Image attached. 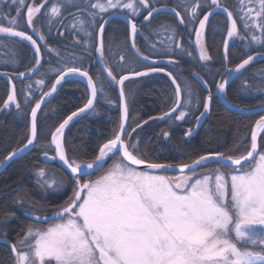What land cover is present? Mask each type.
Here are the masks:
<instances>
[{
	"label": "snow or ice",
	"instance_id": "snow-or-ice-1",
	"mask_svg": "<svg viewBox=\"0 0 264 264\" xmlns=\"http://www.w3.org/2000/svg\"><path fill=\"white\" fill-rule=\"evenodd\" d=\"M48 3L49 0H40L39 3L36 0L31 3L28 0H0V35L5 37L0 40V46L8 48L10 53L4 63H17V48L21 41H27L34 49V65L27 71L19 72L17 79L23 80L41 65L40 44L45 41V35L36 24L39 14L46 17L50 30L54 22L62 23L63 9L66 5H73L75 0L52 3L51 7H48ZM84 3L85 8L80 12L86 15H73L70 27L84 38L83 41L77 40V44L82 43L84 51H91V47H94L104 64L103 71L107 73V78L120 86L119 127L112 138L99 146L95 158L90 162L78 163L68 159L62 142L64 129L74 117L93 108L98 92L102 94L104 88L103 83L98 88L82 65L77 66L75 56L65 59L50 91L43 93L31 108V127L26 143L18 151L10 152L5 160L11 161L30 146L35 147L34 142L38 137L37 114L44 97L51 96L57 86L69 77L85 79L90 95L84 107L73 111L51 133L55 156L49 157L48 147L43 148L46 159L58 158L70 171L69 179L74 181L72 195L54 214L57 222L50 223L46 228L29 226L18 242L10 244L13 264H264V150L258 151V148L264 149V114L251 128L250 147L244 155L226 156L223 152L215 151L180 165L146 160L139 154L138 142L132 139L136 128L143 125L138 124L131 132L127 130L129 110L123 87L125 81L130 77L162 72L175 86V106L163 116L150 119H172V114L178 112L174 119L184 120L198 100H194L192 87H182L171 69L153 66L157 64L156 60H151L144 71L133 70L126 75L121 69L119 78L114 74L116 70L107 64L102 41L107 21L98 24L97 17L110 10H119L130 26L129 38L136 56L150 61V55L143 53L135 43L138 28L132 18L147 10L143 18L148 21L154 13L159 12L152 0H84ZM237 5L233 12L221 0H210V3L209 0H179L169 11L175 13L179 24L185 28H190L198 20V27L190 30L195 32L201 61L210 59L202 44L210 18L216 11L226 13L228 28L223 45L224 60L227 62L233 38L247 40V48L253 44L264 48V0H237ZM5 6L14 9L16 15L10 17V13H5ZM25 8L26 14L23 11ZM177 8H183V12ZM202 13L203 18H199ZM5 20L8 22L6 26ZM25 22L27 29L39 36V41L24 30ZM238 24L243 25L242 31L238 29ZM97 28L100 43L90 45V38ZM162 32L168 33L169 43L161 40L163 47L159 49L152 43L153 52L176 55L178 49L179 54L183 55L186 50L175 40L177 28L162 25L155 34ZM47 51L51 53L55 50L48 48ZM55 54L60 55L59 52ZM187 54L191 55L190 52ZM120 59L123 61L124 57ZM253 60L254 57L248 54L235 66L234 71L241 73ZM167 63L175 66L178 60L170 58ZM197 78L206 89L209 88L206 80L199 76ZM8 83L11 87L3 107L15 105L19 109L15 84L12 79ZM44 83L42 74L35 84L39 87ZM226 83L227 80L216 84L225 98ZM26 88L31 89L32 85L29 83ZM29 100L26 95L25 102ZM211 101L209 91L203 101V112L196 117L197 122L210 111ZM260 111L264 113V104ZM185 135L190 136L191 130ZM164 137L167 139L169 132H164ZM177 168L179 175L167 174L176 172ZM222 168L229 169V173L226 175ZM97 172L103 174L94 180L84 179ZM37 177L45 191H60L65 186L62 178L50 176L43 169L37 172ZM34 223H42L41 217L36 216Z\"/></svg>",
	"mask_w": 264,
	"mask_h": 264
},
{
	"label": "trees",
	"instance_id": "trees-1",
	"mask_svg": "<svg viewBox=\"0 0 264 264\" xmlns=\"http://www.w3.org/2000/svg\"><path fill=\"white\" fill-rule=\"evenodd\" d=\"M224 2L226 3L223 5L235 12L233 0ZM80 7H85L83 2ZM166 15L167 13L162 11L154 13L153 18L162 17L165 19ZM171 18L170 25L176 27L179 33H182L179 30V22L176 21L175 13ZM234 18L238 19L237 17ZM164 24L163 20L158 21L156 19L155 23L152 24L153 30H159ZM192 26H194V22L190 25V27ZM215 26L226 30L228 27L226 17L216 13L206 27L204 46L212 61L207 68H214L221 73L225 68L235 67L247 58L248 54L254 56L256 52L261 53L256 55L257 57L226 86V98L224 96L229 104L238 109L253 111L261 108L264 104V59L261 57V55H264V48H247V41H243L239 45H230L228 61L225 62L223 50L225 36L224 33L215 32ZM126 36L127 33H125ZM127 41L126 37L123 74L139 70L136 66V60L127 47ZM182 44L186 45L184 41H182ZM187 48L192 55V58H190L191 65L184 67V72L178 71L174 75L182 87L191 86L194 91L198 103L190 111L189 117L192 120L194 119L195 122L196 117L203 112V101L208 93L193 78L192 73L195 72L206 80L211 92L214 91L217 76L208 78L204 75V69H195L196 63L192 61L194 60V54L191 52L190 47L187 46ZM3 50L4 47L0 46V71L10 73L5 70ZM94 69L90 76L95 81L103 82L105 77L101 75L99 68L95 66ZM53 82L51 80L41 90V95L48 92ZM105 86L113 96L110 97L115 98V88L113 89L110 83H106ZM173 90L172 85L164 76L139 78L125 83V95L129 101V126L134 125L133 120L136 117L143 120L144 118H141L140 115H143L145 119L160 116L168 108L172 100ZM8 91L9 85L0 77V163L10 152L19 150L26 143L29 135V114L31 108L40 98V94L30 92L32 95L29 96L30 100L26 103L19 94V109L16 106L4 108L3 101L7 98ZM86 101L87 90L81 81L64 82L58 93L45 104L37 116L38 143L35 144L34 150L12 161L0 173V240L5 241L0 242V264H13L11 247L8 244L18 242L29 226L39 225L30 221L25 214L30 213L31 215L40 216L38 213L57 211L72 195L70 176L58 166L54 168L55 172L64 180L65 185L58 193L40 190V184L33 176L35 171L42 169L41 160L44 152L41 149L46 147L50 134L73 111L84 107ZM260 115V113L245 115L230 111L215 96H212L210 111L205 119L206 122L196 132L193 130L194 124H190L189 130L194 131L190 137H186V132L180 131L177 134L175 130V136L170 137L163 144L161 140L154 138V136L149 138V135H146L145 130H143L139 140V154L146 160L173 165L191 163L199 155L215 151L223 152L226 156L244 155L250 147L251 128ZM84 121L85 118H81L73 123L66 130L63 137L68 159L75 160L78 163L93 160L99 146L104 142L95 134L93 127L89 128L87 124H84ZM86 129H89V131ZM259 142L260 137L258 136V144ZM260 150L264 149L259 148ZM221 170L230 171L225 168ZM17 246L20 247L19 244Z\"/></svg>",
	"mask_w": 264,
	"mask_h": 264
},
{
	"label": "flooded vegetation",
	"instance_id": "flooded-vegetation-1",
	"mask_svg": "<svg viewBox=\"0 0 264 264\" xmlns=\"http://www.w3.org/2000/svg\"><path fill=\"white\" fill-rule=\"evenodd\" d=\"M56 1L57 0H49L48 7H51V4L56 3ZM224 1H227V0H221V3L225 4L226 2H224ZM28 2L31 3L32 0H28ZM36 2L39 3L40 0H36ZM81 2H83V4L85 5L84 0ZM178 2H179V0H152V3L155 5L156 8L162 7V8L171 9L173 6H176L178 4ZM79 8H82V7H79ZM84 8H82V9H84ZM88 10L92 11V9H88ZM177 10L183 12V8H177ZM23 11L26 14L27 9L25 8V9H23ZM43 11L44 10H42V12ZM4 12L10 13V17L16 15L15 10L14 9L10 10L8 7H5ZM76 12L75 11L73 12L71 10L64 11L63 16L61 17L62 23L61 22H54L53 25L51 26L50 30H49V26L46 22V17L42 14H39L38 19L36 20V24L40 28L41 33L45 35V41L42 44H40V47L42 49L41 67H40L39 72L34 77H32L28 80H22V81L14 82L15 89H16L17 97H19V94H20L21 99L25 100L26 95L28 97L29 96L31 97V95H32V94H30V90L32 91V89L26 88V85H28L30 83L32 85V88H34L32 92H36L39 95V93H41V90L45 86H47L49 84V82H51V80L55 81V76L58 74V70L64 65V60L72 58L73 56H75L77 58L76 59L77 66L82 65V67L89 72V75L94 72L93 70H95L94 68L96 66L97 68H99L98 70L100 71V73H102L101 75H103L105 78H104L103 82H100L97 80L96 81L94 80V82L97 83L98 88L100 87L101 83H103L104 92L102 94L98 92V95H97V98L95 100V104H94L93 108L90 110V112L88 114H86L85 116H83L81 118H85L84 124H87L89 126V128L93 127L92 129L95 130V134L100 137L99 139L102 142L104 141L103 143H105L108 139H110L114 136L116 130L119 127V122H120V110H119V92H120V89L119 88H120V86L115 84V83H112L107 78V73H104L100 69V59H99V56L97 57V53L95 52L94 47H91V51H84L83 50V44L82 43L77 44V40L83 41L84 38L82 36H80L78 33H76L70 27V25L72 23V18H73L72 15H81V14L86 15V13H81L80 10L76 11ZM165 12L167 13V15L165 16V19H163L162 17H156V19L158 21L163 20L165 23L164 25L171 26L170 25V23L172 21L171 16L173 15V13L171 11H168V10ZM146 14H147V10H143L140 15L132 18L133 22L137 24V28H138V32L135 36V43H136L137 47L139 49H141V51L143 53L150 55V58H151L150 61L151 60L157 61V64L153 65V66H161V67H164L165 69H171L173 71V74H175V75H176L175 72H178V71L184 72V67L191 65L190 58H192V55L187 54V53H189L187 46L190 47L192 49L191 52L194 54V60H192V61L196 63L195 69H204V72H205L204 75L207 76L208 78H214L215 76H217L215 83H214L215 85H214V91L213 92H211L210 87L206 89L204 87V85H202V84L201 85L204 87V89L206 90L207 93L210 91L212 96L213 97L215 96L217 98V100L219 101L218 97L216 96V92H217L216 84L217 83H223L225 80L228 81V79L233 75L235 67L225 68V70L221 73H219V71L215 70L214 68H207V66L210 63H212L211 59L201 61L200 60V54L198 53L199 50L197 48L198 47L197 45H196L197 54L195 53L194 38H193L195 35H194V31L190 30V28L194 29L195 26L190 27V28H185L184 25L178 24L179 30L182 31V33H179V31L177 30L176 35H175V40L179 41L181 43L182 47L186 50L183 55L179 54L178 49L176 50V52H177L176 55L156 54L152 50V47H151L152 43L156 44L157 49L163 47V45L160 43V41L163 40L165 44L169 43V41L167 40L168 33L162 32L160 35H156L155 34L156 30H153V27H152V24L155 23L156 19L153 18V16H152L149 18L148 21H145L143 17ZM119 16H124V15L121 14L119 10H110L109 13H102L101 16L97 19L98 24L103 23L106 19H109L108 23L105 26V31H104L103 36H102L103 50H104L105 59L107 61V64L116 70L114 74L117 75V78H119V74H121V69L124 70V68H125V58L123 61H121L120 57L121 56L125 57L124 52L126 50V47H125V38L126 37L128 40L127 41V45H128L127 47L129 49L131 55L133 56V58L136 60V66L139 69L138 71H144L150 65V63H145V62L137 59L133 55V53L131 51V41L129 38L128 27H127L126 23L123 21V19L120 18ZM202 16H203V13L201 14V16L199 18H201ZM175 18H176V16H175ZM176 21L179 22V20L177 18H176ZM7 23H8L7 20H5L4 25L6 26ZM214 28H215V32L224 33V36H226L227 29L225 30L223 28H220L219 26H215ZM238 29L242 31V27L240 26V24H238ZM24 30L28 31L30 34L33 35L34 39L39 41V36H37L35 33H32L30 29H27L26 22L24 23ZM125 33H127L126 37H125ZM97 37H98V28L95 30L94 36L92 38H90V45H98ZM3 39H5V37L0 35V40H3ZM14 39L19 40V38H14ZM182 41H184V43H186L187 46L182 44ZM243 41H245V40H243ZM243 41L242 40L234 41V39H233L230 41V45H239ZM202 43L204 46L203 41H202ZM48 48H51L55 51L50 53L47 51ZM204 48H205V46H204ZM56 52H59L60 55L57 56L55 54ZM3 53H4V60H5L10 55L9 49L4 47ZM17 53H18L17 54V63L15 65H13L11 63L5 64V70L10 72V73H8L9 74L8 77L12 80H14L17 77V74L19 72L27 71V69L29 67L34 65V59H33L34 50L32 49L31 45L27 41L19 42V46L17 48ZM254 54L259 55L261 53L256 52ZM62 58H64V59H62ZM170 58L177 59L178 63L175 66L167 63V61ZM103 66H104V64H103ZM194 73L195 72H193L192 75ZM42 74H43V78H44L45 83H44V85H41L38 87L35 84V81L40 79ZM152 74H153L152 76H164V77H166V79L172 85L171 81L169 80V78L167 76L164 75V73L161 72V73H152ZM231 82L227 83L226 86L228 84H230ZM106 83H110L111 86L113 87V89L115 88V90H116V97L115 98L110 97L112 95L109 93V90H107V88L105 86ZM123 87H124V91H125V83H124ZM172 87L174 89L173 85H172ZM87 99H88V97H87ZM171 99L172 100H171L168 108L166 110H164L160 116H163L164 113L169 112L175 106V104H174V102H175L174 90H173V95H171ZM194 100H196L195 95H194ZM109 101H111V103H109ZM126 102H127V106L129 107V101L127 100V98H126ZM195 105H196V103L193 104L191 110L195 107ZM41 109H40V111H41ZM40 111L38 112V114L40 113ZM190 113L191 112H189V114L186 116V118L184 120H181V121H176L174 119L175 115H177L178 112L172 114V116H173L172 119L165 118L162 120L161 119H150V118L145 119V117L143 115H140V117L144 118V119L142 120V119H139L138 117L134 118V120H133L134 125L129 126V122L127 121V130L129 132H131L132 128L136 127L138 124H141L143 126L140 128H136V132L132 134V139L134 142H138V145H139L140 136L142 134V131L145 130V133H146V135H149V138H152L154 136V138L161 140L163 142V144H165L167 139L169 140L170 137L172 138L173 136H175V130L177 131V134L180 131L187 133L189 131V127L191 126L190 124H194L193 130L196 132L198 129H200V127H202L204 125L206 120L199 126V122H200L201 118L199 119V122H197V120H195V122H194V119L192 120V118L189 117ZM38 114H37V116H38ZM260 114H264V113H260ZM29 116H30V114H29ZM160 116H154V117H160ZM81 118H79V119H81ZM257 119H259V117ZM144 121H148V123L144 124L143 123ZM75 122H73V123H75ZM86 130L89 131V129H86ZM193 130H191V134H193V132H194ZM65 132H64V134H65ZM164 132H169V137L167 139L164 137ZM157 133H160V134L157 135ZM190 136L186 135L187 138ZM250 138H251V134H250ZM62 142H63V139H62ZM37 143H38V137L35 141V144H37ZM45 146H47L49 149L48 150V156L54 157L55 156V148L53 145H51V134H50V137L48 139V143ZM34 148L35 147H32V149L28 153L33 151ZM41 151H43V149H41ZM258 151H259V148H258ZM57 161H58L57 158L56 159H46L45 154H43L42 160H41V162H42L41 167L50 176L54 175L56 177H59L57 175V173L55 172V169H54L57 166L60 167L58 165ZM109 163H111V162L109 161ZM39 170H41V169H39ZM38 171L34 172V176H33L34 179H37V177H35V175L37 174ZM102 174H103L102 172H97L95 175H92L91 177H87V176L84 177V179L85 180H88V179L94 180L97 178V176L102 175ZM167 174L170 176L179 175V173H167ZM69 176H71V175H69ZM73 183H74V181H72V184ZM50 191H52V190L45 191V189H44V192H50ZM71 191H72V189H71ZM52 192L58 193L60 191H52ZM59 210H57V211H59ZM55 213H53L52 215H54ZM55 222H57V221H55ZM52 223H54V222H52ZM49 224H40L39 223V225H49Z\"/></svg>",
	"mask_w": 264,
	"mask_h": 264
},
{
	"label": "water",
	"instance_id": "water-1",
	"mask_svg": "<svg viewBox=\"0 0 264 264\" xmlns=\"http://www.w3.org/2000/svg\"><path fill=\"white\" fill-rule=\"evenodd\" d=\"M218 12H221L222 14H224L225 15V17H226V19H227V14L226 13H224L223 11H216L214 14H216V13H218ZM120 18H122L123 19V21L126 23V25H127V27H128V30H129V32H130V26L128 25V22H127V20L125 19V17L124 16H119ZM111 18V17H110ZM202 18H203V16H202ZM211 19V18H210ZM106 21H107V23H108V21H109V19H106ZM228 22V21H227ZM106 23V24H107ZM106 24H105V26H106ZM197 27H198V25H197ZM195 38H196V36H195ZM100 39H101V37L99 36V34H98V37H97V42H98V44L100 43ZM130 41H131V44H132V40L130 39ZM31 45V44H30ZM34 50V49H33ZM131 51H132V53H133V55L137 58V59H139V60H141V61H143L140 57H137L136 56V54H135V49H133L132 47H131ZM195 53L197 54V48H196V46H195ZM99 56V54H97V57ZM254 58H256L257 56L256 55H254L253 56ZM261 57L264 59V55H261ZM143 62H145V63H150L151 64V61H143ZM40 67H41V65L40 66H38V70L36 71V72H34V73H32L31 75H28V76H26L25 78H23V80H28V79H30V78H32V77H34L38 72H39V70H40ZM102 70H103V68H102ZM104 72V71H103ZM0 73H4V72H2V71H0ZM105 73V72H104ZM150 74H152V73H150ZM149 74V75H150ZM237 74L238 73H236L235 71L233 72V75L228 79V81H227V83H229V82H231L236 76H237ZM0 77L1 78H3L7 83H8V80L10 79L8 76H5V75H2V74H0ZM145 77V76H144ZM168 77V76H167ZM70 78H74L73 80H79V81H82V82H84L86 85H87V81L85 80V79H83V78H81V77H69V78H67L65 81H68V80H70ZM134 78H140V77H130L129 79H134ZM196 78H197V76H196ZM128 79V80H129ZM198 79V78H197ZM170 80V79H169ZM199 81H200V83H201V80L200 79H198ZM18 81H22L21 79H17V77L13 80V82H18ZM65 81H62L61 82V84L60 85H58L57 86V90L55 91V92H53L52 93V95L51 96H46V97H44V102L42 103V106H41V108L48 102V101H50L52 98H53V96L58 92V90H59V88L61 87V85L65 82ZM171 81V80H170ZM55 82V81H54ZM53 82V83H54ZM226 83V84H227ZM9 84V83H8ZM202 84V83H201ZM203 85V84H202ZM174 86V85H173ZM11 87V85H9V88ZM88 87V86H87ZM51 89V88H50ZM120 89V88H119ZM174 89H175V86H174ZM50 91V90H49ZM89 95H90V93H89ZM216 96L218 97V99H219V101H220V103H222L228 110H230V111H233V112H236V113H240V114H245V115H250V114H258V113H261V111H260V108L259 109H256V110H253V111H243V112H241V111H239V109L238 108H236V107H234V106H232L231 104H229L228 102H227V100L224 98V96H222L220 93H219V91H218V89H217V92H216ZM96 100V99H95ZM95 100H94V104H95ZM12 106H15V105H12ZM94 106V105H93ZM90 110L91 109H89V110H86L85 112H83V113H81L78 117H74L73 118V120L72 121H70L69 122V125L68 126H66V128L64 129V132H65V130L73 123V122H75V121H77L79 118H81V117H83V116H85L86 114H88L89 112H90ZM40 110H38V112H39ZM209 113V112H208ZM208 113H206L204 116H202V117H200L201 119H200V122H199V126L205 121V119H206V117H207V115H208ZM174 114V113H173ZM165 118H167V117H165ZM31 127V113H30V116H29V128ZM30 130V129H29ZM32 147L33 146H30L22 155H24V154H27L31 149H32ZM22 155H19V156H17L16 158H19V157H21ZM16 158H14L13 160H15ZM58 159V158H57ZM13 160H11V161H6L5 159H4V161H2L1 163H0V173L6 168V166L10 163V162H12ZM58 165L67 173V174H69V175H71V173H70V171L63 165V163L61 162V161H59V159H58ZM238 167V166H237ZM169 173H173V172H169ZM174 173H179L178 172V168H177V170H176V172H174ZM25 216L30 220V221H33L34 222V218L36 217L35 215H30V214H25ZM41 221H42V223H40V224H49V223H52V222H55V220H54V215H51V216H49V217H46V219H45V217H41ZM0 242H5V241H3V240H0ZM8 244V243H7ZM9 246H10V244H8Z\"/></svg>",
	"mask_w": 264,
	"mask_h": 264
},
{
	"label": "rangeland",
	"instance_id": "rangeland-1",
	"mask_svg": "<svg viewBox=\"0 0 264 264\" xmlns=\"http://www.w3.org/2000/svg\"><path fill=\"white\" fill-rule=\"evenodd\" d=\"M57 2H63V0H57L56 1V3ZM93 2H94V0H93ZM82 4V2L80 1V0H75V3L73 4V5H66L65 6V8L63 9V12L64 11H67V10H71V11H79L80 9H82V8H79L80 7V5ZM233 4H234V11H236V9H237V0H233ZM5 7H7V6H5ZM74 7V8H73ZM5 9V8H4ZM92 11H95V10H92ZM143 11V10H142ZM77 13V12H76ZM142 13V12H141ZM102 14V13H101ZM101 14L97 17V19L101 16ZM73 16V15H72ZM136 17V16H135ZM238 18V17H237ZM197 23V21H195L194 22V25ZM240 26L242 27V29H243V25H241L240 24ZM256 35L257 36H259L260 35V33L259 32H257L256 33ZM234 39V41H238L239 39H235V38H233ZM232 39V40H233ZM245 41H247V40H245ZM248 42V41H247ZM167 44V43H166ZM203 44V43H202ZM252 48L254 47V49H258V48H260V45H258V44H253L252 46H251ZM198 48V50H199V54H200V49H199V47H197ZM34 85V84H33ZM32 90L34 89V88H31ZM30 92H32L31 90H30ZM30 129V128H29ZM18 151V150H17ZM4 161V160H3ZM222 172H224L226 175L229 173V171H225V170H221ZM35 177H37V174L35 175ZM37 181H38V177H37V179H36ZM39 189L40 190H42V191H44V188H42L41 187V185L39 186ZM56 211H54V212H52V211H47V212H41V213H38L39 215H40V217H48V216H50V215H52L53 213H55ZM47 226H49V225H34L33 227H47Z\"/></svg>",
	"mask_w": 264,
	"mask_h": 264
},
{
	"label": "bare ground",
	"instance_id": "bare-ground-1",
	"mask_svg": "<svg viewBox=\"0 0 264 264\" xmlns=\"http://www.w3.org/2000/svg\"><path fill=\"white\" fill-rule=\"evenodd\" d=\"M209 2H210V0H209ZM158 9H160V11L159 12H162V11H166V10H169V8H158ZM158 13V12H157ZM173 13V12H172ZM218 13H220V14H222L221 12H218ZM174 14V13H173ZM222 15H224V14H222ZM225 16V15H224ZM202 18V17H201ZM197 25H198V21H197V23L194 25L195 26V28L197 27ZM194 26H192V27H194ZM228 28V27H227ZM194 35H195V32H194ZM226 36H227V33H226ZM226 36H225V38H226ZM194 38V47L197 45L196 44V38H195V36L193 37ZM202 41L204 42V37H203V39H202ZM193 42V41H192ZM223 50H224V47H223ZM99 59H100V56H99ZM102 68H104V66H103V64L101 63V61H100V69L102 70ZM103 71V70H102ZM127 74H129V73H127ZM126 74V75H127ZM153 74H150V75H148V76H145V77H140V78H147V77H150V76H152ZM196 76H199L198 74H196V73H194L193 74V78L196 80V81H198L199 83H200V81L196 78ZM200 77V76H199ZM74 78H70V80H68V81H71V80H73ZM135 79H139V78H134V79H129V80H126L125 81V83H127L128 81H130V80H135ZM79 81V80H78ZM65 82H67V81H65ZM82 82V81H81ZM83 84H84V86L86 87V90H87V97L89 98V90H88V87H87V85L84 83V82H82ZM201 84V83H200ZM51 88V87H50ZM50 90V89H49ZM48 90V91H49ZM33 91V90H32ZM40 94V97L42 96L41 95V93H39ZM35 106V105H34ZM66 131V130H65ZM35 143V142H34ZM54 146V145H53ZM26 154H24V155H22L21 157H23V156H25ZM11 163V162H10ZM28 214H30V213H28ZM31 215V214H30ZM36 216V215H35Z\"/></svg>",
	"mask_w": 264,
	"mask_h": 264
}]
</instances>
